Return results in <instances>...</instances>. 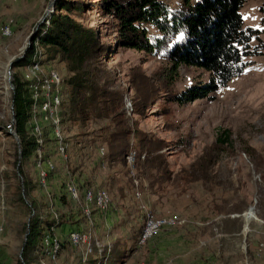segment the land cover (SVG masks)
Segmentation results:
<instances>
[{"label":"rangeland","instance_id":"374dc122","mask_svg":"<svg viewBox=\"0 0 264 264\" xmlns=\"http://www.w3.org/2000/svg\"><path fill=\"white\" fill-rule=\"evenodd\" d=\"M67 1L94 5L97 0ZM162 1L172 9L183 2ZM56 3L57 0H0V264H18L30 219L41 211L47 216L50 210L71 220L65 221L64 225H69L59 231L62 249L59 241L51 240L49 247L44 241L47 250L59 244L57 260L49 254H37L41 257L38 264H95V259L88 257L104 258L106 250L113 251L108 264H264V52L246 58L244 73L213 94V100L180 105L173 96L209 83L208 71L185 66L175 70L162 55L117 47L116 22L99 6L74 13L82 25L98 28L101 44L109 48L106 57L95 61V67L105 87L123 94L122 119L131 133L127 138L128 155L134 151L136 159L134 162V154L128 161L127 155L122 163L107 158L108 138L115 130L110 121L91 123L83 130L68 123L65 130L69 148L63 155L68 160L56 152L55 145L50 146L52 163L48 165H55L56 171L46 181L48 168L43 161L38 160L37 166L32 156L22 162L20 138L16 131L9 130L15 116L14 76L32 83L36 73L33 64L27 70L13 68L10 82L8 64L13 57L26 56L41 25H48L56 12ZM261 7L264 0H248L241 9L245 28L263 30L253 40V47L264 41ZM148 30L154 41L159 33L153 26ZM42 57L39 51L34 60L42 61ZM38 65L44 75L56 71L51 68H58L64 78L69 75L57 62L48 64L50 68L41 62ZM147 96L150 102L145 104ZM40 121L53 125L55 133L62 132L61 125L40 115L31 126L39 127L42 135L41 126L47 133L51 126ZM225 130L231 131L232 144L219 156L213 176L207 184L191 181V165L210 152ZM62 135L65 145L66 137ZM36 137L40 143L41 137ZM142 139L161 141L163 149L159 154L166 161L164 174L147 167ZM99 148L105 149L104 158ZM21 163L23 177L18 167ZM68 173L76 177L82 192L89 188L99 191L87 193L84 200L74 181L64 186ZM25 181L29 182V191L23 192L25 202H21L19 190L24 189ZM70 188L77 191L78 198L71 196ZM99 193L108 197L106 210L112 207L99 213L96 220L92 204L98 207L95 197ZM88 194L94 198L92 201H88ZM32 201H36L37 211L32 209ZM78 206L84 207L89 218L88 223L80 218L83 221L79 231L83 233H79L89 236L86 245L70 241L73 215L80 213ZM252 208L255 218L246 230V214ZM145 216L144 232L152 218L162 226L142 242L144 232L139 237ZM95 244H100V249ZM106 263L107 260L102 264Z\"/></svg>","mask_w":264,"mask_h":264},{"label":"trees","instance_id":"16d2710c","mask_svg":"<svg viewBox=\"0 0 264 264\" xmlns=\"http://www.w3.org/2000/svg\"><path fill=\"white\" fill-rule=\"evenodd\" d=\"M247 1L183 0L178 8L172 9L162 0H97L94 5L93 3L57 0L56 12L49 20L48 25H41L37 39L33 42L31 49L26 51L25 58L15 64L14 68L22 67L27 70L32 64L35 65L39 62L49 68L48 64L54 62L63 65L64 70L69 74L66 78L62 77L64 81L62 80L61 130L66 137V154L69 144L65 127L68 123L83 130L91 123L110 121L115 126V130L110 133L108 138L110 154L107 155V158L112 162L119 161L122 163L126 161L129 152L127 138L131 134L122 119L124 116L123 94L110 91L107 86L105 87L101 83L100 71L95 67V61H98L99 57L103 55L106 57L109 48L101 44V31L96 27L82 25L75 20L74 13L89 11L91 6H99L104 14L112 16L116 22L117 47L152 55H162L175 70L185 66L208 71L211 74L209 83L194 86L182 94L173 96L175 102L185 105L199 100H213V94L244 73L248 66L245 62L246 58L263 54L264 41H260L256 47L252 46L253 40L258 39L263 30L244 27L241 9ZM260 12L263 15L262 25L264 26V7L260 8ZM149 26L155 27L159 33L154 41L150 38ZM39 51L43 56L42 61L34 60ZM51 69L59 71L58 68ZM30 87V82H24V78L14 76L15 131L21 141L22 162L34 156L38 166V151H42L43 166L48 168V163H52L51 151L48 150L50 146L54 148L55 145L56 152L62 157L63 155L60 152L53 125L40 121L44 125L51 126L47 133L44 131L45 126L40 125L43 128L44 145L42 147L33 133L34 126L31 124L34 121L33 106L36 100ZM148 102L150 100L147 96L145 104ZM105 131L109 132V129L106 128ZM231 137V131L225 130L217 138L210 152H206L203 157L191 165L189 174L191 181L208 183L213 176L212 169L218 162L219 156L222 155L226 147L232 144ZM141 142L142 152H146L147 167L160 170L164 174L166 161L163 160V155L159 154L163 149L161 141L148 142L142 139ZM101 150L105 152V149L99 148L100 157H102ZM132 154H134L135 162L136 153L134 151L129 153L127 161ZM64 160L67 161L68 156ZM19 161L21 160L19 159ZM19 167V172L23 177L22 163ZM55 171V165H53L52 170L48 168L46 181L51 180ZM69 171L67 169V172ZM71 180L74 181L78 189L79 197L81 194L84 200L87 193L99 191V189L89 188L82 192V186L77 183L76 177L71 173H68V179L64 186L68 185ZM28 189L29 182L25 181L24 189L19 190L21 202H25L23 192L28 194ZM70 199L72 202L73 199ZM74 203L76 204V201ZM31 205L32 209L37 211L36 201H32ZM92 205L96 210L95 219L99 213H105L112 207L110 205L108 210L102 211L95 204ZM78 208L81 215L80 213L75 214L73 218L75 225L79 227L72 231V234L83 233L79 231L83 221L80 218H83L87 223L89 219L84 212V207L78 206ZM50 212L54 213L52 210ZM50 212L44 217L41 211L40 215L31 219L28 227L29 236L24 245L22 259L18 264H38L41 257L37 254L48 257V250L44 247V241L47 238L61 243L59 231L64 222L70 221L71 218L69 216L64 218L60 212H57L59 215L56 213L52 215ZM91 215H93L92 212ZM145 225L146 216L140 239ZM62 246L63 243H61V249ZM112 252V250H106L104 258L96 253V257H88V260L89 258L95 259V264H102L107 260L106 264H108ZM107 256H109L108 259Z\"/></svg>","mask_w":264,"mask_h":264},{"label":"bare ground","instance_id":"6f19581e","mask_svg":"<svg viewBox=\"0 0 264 264\" xmlns=\"http://www.w3.org/2000/svg\"><path fill=\"white\" fill-rule=\"evenodd\" d=\"M34 41V39H33ZM33 71L36 73V79L31 83V91L35 97V104L33 106V117L36 119L38 116H42L44 120H51L56 126L61 125V106H62V76L59 72L53 71L49 75H44L40 65L35 64L32 66ZM7 74V73H6ZM13 108V106H12ZM130 108V107H129ZM32 117V118H33ZM12 124L10 126V131L13 133L15 131V116L12 118ZM15 133V132H14ZM35 136L41 137L40 145H44L42 140V133L39 127L33 129ZM55 136L58 140L59 149L62 155H66V146L63 143V135L61 131H56ZM21 154V152H20ZM104 150H101V156H104ZM39 161L42 159V151L39 152ZM48 168L53 169V164H49ZM42 184L45 185L46 181L42 180ZM70 194L73 198H78V193L74 188H70ZM88 201H92L94 198L91 194L87 196ZM95 200L98 207L101 210H106L108 206V197L104 193H99ZM255 213L250 210L248 215L246 214V226L247 223H250L252 219L255 218ZM162 226V223L150 219L147 225V228L144 232L142 242L151 237L159 227ZM48 239V240H47ZM45 240L46 247L50 246L51 239L47 238ZM71 242L75 245H86L89 242V236L81 233H73L70 238ZM96 247L100 249V244H95ZM59 244L55 243L52 247V250H48V254L52 256L53 260L56 261L59 256ZM22 258V257H21Z\"/></svg>","mask_w":264,"mask_h":264},{"label":"water","instance_id":"95a60500","mask_svg":"<svg viewBox=\"0 0 264 264\" xmlns=\"http://www.w3.org/2000/svg\"><path fill=\"white\" fill-rule=\"evenodd\" d=\"M24 58H25V55H24V56H21V57H13V58L10 60V62H9V64H8V74H9V80H10V82H12L11 75H12V70H13V68H14V65L17 64L18 62H20L21 60H23ZM19 166H20V164L18 165V167H19ZM251 211L254 212V208H252ZM30 220H31V219H30ZM249 225H250V223H247L246 230L249 229ZM28 236H29V230H28V232H27V234H26V236H25V242L27 241ZM23 252H24V246H23V248H22V250H21L20 257H22Z\"/></svg>","mask_w":264,"mask_h":264},{"label":"crops","instance_id":"0c3cea01","mask_svg":"<svg viewBox=\"0 0 264 264\" xmlns=\"http://www.w3.org/2000/svg\"><path fill=\"white\" fill-rule=\"evenodd\" d=\"M50 181V180H49ZM75 224V223H74ZM69 224H67V225H64V226H68ZM63 226V227H64ZM75 226H77V225H73L72 227H71V231H73L76 227ZM63 227L61 228V229H63Z\"/></svg>","mask_w":264,"mask_h":264},{"label":"built area","instance_id":"2783aa9c","mask_svg":"<svg viewBox=\"0 0 264 264\" xmlns=\"http://www.w3.org/2000/svg\"><path fill=\"white\" fill-rule=\"evenodd\" d=\"M12 87H14V85H12ZM13 106H14V104H13Z\"/></svg>","mask_w":264,"mask_h":264}]
</instances>
